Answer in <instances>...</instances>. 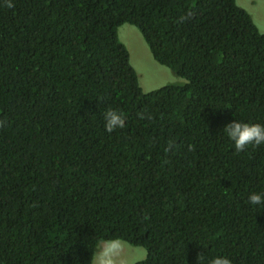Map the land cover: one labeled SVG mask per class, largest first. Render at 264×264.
I'll return each mask as SVG.
<instances>
[{"label":"trees","instance_id":"obj_1","mask_svg":"<svg viewBox=\"0 0 264 264\" xmlns=\"http://www.w3.org/2000/svg\"><path fill=\"white\" fill-rule=\"evenodd\" d=\"M0 0V264H264V33L235 0ZM194 15L181 20L189 10ZM185 80L144 93L118 28ZM126 116L109 133L104 113ZM145 113L140 119L137 113ZM190 146L194 150H190Z\"/></svg>","mask_w":264,"mask_h":264},{"label":"rangeland","instance_id":"obj_2","mask_svg":"<svg viewBox=\"0 0 264 264\" xmlns=\"http://www.w3.org/2000/svg\"><path fill=\"white\" fill-rule=\"evenodd\" d=\"M235 3L251 16L258 31L264 33V0H235ZM117 34L119 41L129 53V63L138 78L142 92L147 93L167 85L185 83L184 79L177 77L169 68L153 59L143 37L135 27L124 24L118 28ZM146 255L144 248L133 247L124 242L122 254L124 264H135L144 260Z\"/></svg>","mask_w":264,"mask_h":264},{"label":"clouds","instance_id":"obj_3","mask_svg":"<svg viewBox=\"0 0 264 264\" xmlns=\"http://www.w3.org/2000/svg\"><path fill=\"white\" fill-rule=\"evenodd\" d=\"M8 8L14 7V4L8 0L6 3ZM194 15L192 10L182 16L183 21ZM140 119L145 118V113H137ZM105 130L109 133L116 129H123L126 126V116L124 113L109 108L104 113ZM6 120L0 119V128L5 127ZM223 131L228 138L234 142V148L237 153L243 152L248 146L259 147L264 145V125L260 123H246L241 121H232L228 123ZM190 150H194L190 146ZM253 205L264 204V193H252L248 198ZM124 252V242L120 238H112L99 242L96 252L93 254L91 264H124L122 254ZM203 254L198 256V261L202 260ZM209 264H232V261L226 256H216L212 258Z\"/></svg>","mask_w":264,"mask_h":264}]
</instances>
